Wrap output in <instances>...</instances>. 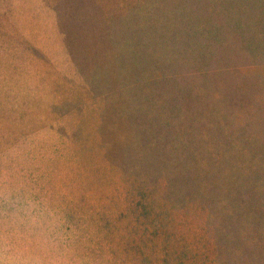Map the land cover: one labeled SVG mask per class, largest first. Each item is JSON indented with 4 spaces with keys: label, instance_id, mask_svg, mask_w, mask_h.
<instances>
[{
    "label": "rangeland",
    "instance_id": "1",
    "mask_svg": "<svg viewBox=\"0 0 264 264\" xmlns=\"http://www.w3.org/2000/svg\"><path fill=\"white\" fill-rule=\"evenodd\" d=\"M0 264H264V0H0Z\"/></svg>",
    "mask_w": 264,
    "mask_h": 264
}]
</instances>
